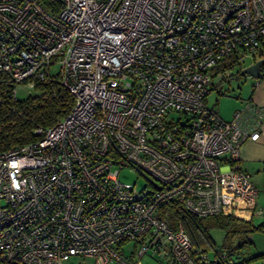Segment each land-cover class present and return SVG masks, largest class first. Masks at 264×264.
I'll use <instances>...</instances> for the list:
<instances>
[{
	"label": "built area",
	"instance_id": "obj_1",
	"mask_svg": "<svg viewBox=\"0 0 264 264\" xmlns=\"http://www.w3.org/2000/svg\"><path fill=\"white\" fill-rule=\"evenodd\" d=\"M57 1L0 0V91L55 81L73 96L38 139L0 151V261L207 262L157 213L262 214L238 160L264 105L247 99L225 120L206 97L220 61L264 59V0Z\"/></svg>",
	"mask_w": 264,
	"mask_h": 264
},
{
	"label": "trees",
	"instance_id": "obj_2",
	"mask_svg": "<svg viewBox=\"0 0 264 264\" xmlns=\"http://www.w3.org/2000/svg\"><path fill=\"white\" fill-rule=\"evenodd\" d=\"M40 1L48 9L54 8L53 6H57L58 3L57 0ZM233 65V60L225 59L217 63L216 70L225 71ZM34 88L37 93L25 98H12L0 91V151L38 139L40 135L34 133V129L51 125L65 115L73 104V96L55 81H37ZM164 208L159 209L157 215L164 217L171 227H174L178 221L183 224L193 246L192 255L207 254L208 246L213 247V258L207 254L208 261L201 264H243L247 259L238 261L233 258V255L238 253L239 245L231 247L230 241L245 232H264V219L255 222L252 221L253 219L248 221L221 213L197 216L173 204ZM210 228H222L226 231L221 247L215 248ZM257 256L264 257V253ZM0 264L15 263L0 261Z\"/></svg>",
	"mask_w": 264,
	"mask_h": 264
},
{
	"label": "rangeland",
	"instance_id": "obj_3",
	"mask_svg": "<svg viewBox=\"0 0 264 264\" xmlns=\"http://www.w3.org/2000/svg\"><path fill=\"white\" fill-rule=\"evenodd\" d=\"M221 62V61H220ZM251 61L247 58L244 61V66H247ZM240 69L236 65L222 71V80L217 82L214 74L211 73L210 91L207 94L206 102L225 120L232 117L233 112L240 108L245 98L248 96L252 84L255 82L253 77L240 74ZM37 90L34 87H27L23 83L17 85L16 95L18 98H25L28 95H35ZM251 172V180L258 189L257 206L262 209L260 216H254L252 221L259 222L264 219V169L253 168L248 169ZM118 177L125 182H135L137 187H141L145 183V178L134 170L123 168L119 171ZM165 209V208H162ZM245 220V219H244ZM249 221V220H248ZM225 230L222 228H210V234L214 241L215 248L221 247L225 239ZM231 247L239 245L238 253L233 255L238 261H244L243 264H264V257H258L260 253H264V232L250 231L236 236L230 241ZM133 247L132 242L125 243L123 250L127 257L128 252ZM207 254L210 258L214 256L213 247L208 246ZM235 256V257H234ZM253 256V258H249ZM249 258V259H248ZM163 258H151L145 255L141 258L140 264H163ZM63 264H93V258L88 256H70ZM118 264V263H117Z\"/></svg>",
	"mask_w": 264,
	"mask_h": 264
},
{
	"label": "crops",
	"instance_id": "obj_4",
	"mask_svg": "<svg viewBox=\"0 0 264 264\" xmlns=\"http://www.w3.org/2000/svg\"><path fill=\"white\" fill-rule=\"evenodd\" d=\"M253 80L255 82L252 84L244 102L250 99L257 104L264 105V69H262V75L259 78L253 77ZM238 163L240 168L250 175V179L252 177L251 172L248 170L250 166L254 169H264V123H262V127L260 128V136L258 139H248L242 143Z\"/></svg>",
	"mask_w": 264,
	"mask_h": 264
},
{
	"label": "water",
	"instance_id": "obj_5",
	"mask_svg": "<svg viewBox=\"0 0 264 264\" xmlns=\"http://www.w3.org/2000/svg\"><path fill=\"white\" fill-rule=\"evenodd\" d=\"M262 65H264V59L256 60L255 62L243 67L240 74L259 78L262 75Z\"/></svg>",
	"mask_w": 264,
	"mask_h": 264
}]
</instances>
